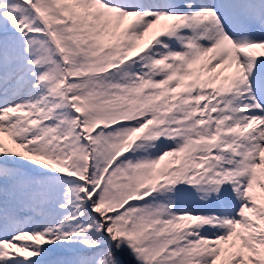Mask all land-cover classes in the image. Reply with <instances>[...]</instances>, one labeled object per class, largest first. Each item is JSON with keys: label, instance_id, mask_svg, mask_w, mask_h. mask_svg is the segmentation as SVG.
I'll use <instances>...</instances> for the list:
<instances>
[{"label": "snow or ice", "instance_id": "obj_1", "mask_svg": "<svg viewBox=\"0 0 264 264\" xmlns=\"http://www.w3.org/2000/svg\"><path fill=\"white\" fill-rule=\"evenodd\" d=\"M0 264H264V0H0Z\"/></svg>", "mask_w": 264, "mask_h": 264}]
</instances>
